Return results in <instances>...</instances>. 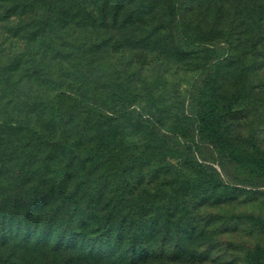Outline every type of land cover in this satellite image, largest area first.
<instances>
[{
	"label": "trees",
	"instance_id": "trees-1",
	"mask_svg": "<svg viewBox=\"0 0 264 264\" xmlns=\"http://www.w3.org/2000/svg\"><path fill=\"white\" fill-rule=\"evenodd\" d=\"M122 1L112 11L108 0H0V244L140 264L174 260L168 240L184 248L192 237L194 196L173 200L183 187L168 188L163 178L170 157L190 163L186 174L204 169L141 117L131 86L143 67L135 46L150 36L141 24L156 19L150 32L160 30L159 0H126L138 6L120 22ZM256 20L258 42L264 0ZM128 28L141 36L128 37ZM240 97L221 106L200 97L201 137L218 142V115L230 114ZM229 157L264 177V161L241 146L230 145Z\"/></svg>",
	"mask_w": 264,
	"mask_h": 264
},
{
	"label": "rangeland",
	"instance_id": "rangeland-1",
	"mask_svg": "<svg viewBox=\"0 0 264 264\" xmlns=\"http://www.w3.org/2000/svg\"><path fill=\"white\" fill-rule=\"evenodd\" d=\"M108 1L112 11L119 5L117 0ZM260 1L159 0L160 30L150 32L156 19L141 24L150 36L136 44L133 56L143 61L137 86L131 85L140 94L136 109L163 142L189 155L204 174H186L187 160L169 158L170 175L163 179L172 181L168 188L183 187L173 200L194 196L189 205L193 234L184 248L174 244L177 239L168 240L166 256L173 255L174 260L154 257L140 264H264V177L229 157L233 145L264 161V38L255 42L254 36ZM137 6L123 0L116 10L120 22ZM124 32L132 39L141 36L130 28ZM205 93L219 106L226 98L241 95L230 114L218 115V142L198 132L195 114ZM154 166L146 170L153 172ZM179 214L180 207L172 226ZM164 215L161 221L167 219ZM82 253L38 251L10 242L0 244V264H116L106 257L80 258Z\"/></svg>",
	"mask_w": 264,
	"mask_h": 264
}]
</instances>
